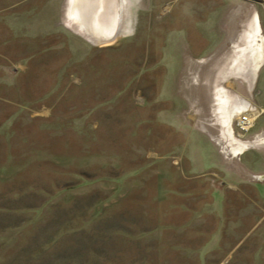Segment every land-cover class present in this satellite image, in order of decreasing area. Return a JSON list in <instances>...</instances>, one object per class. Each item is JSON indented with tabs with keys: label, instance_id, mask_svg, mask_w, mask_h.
Masks as SVG:
<instances>
[{
	"label": "rangeland",
	"instance_id": "obj_1",
	"mask_svg": "<svg viewBox=\"0 0 264 264\" xmlns=\"http://www.w3.org/2000/svg\"><path fill=\"white\" fill-rule=\"evenodd\" d=\"M65 3L61 17L54 14L55 30L40 37L37 48L27 49L25 42L6 47L17 57L8 68L21 61L27 69L17 76L22 94L4 90L0 100V264L60 262L67 254L80 260L87 251L88 264H100L99 253L112 248L140 255L144 242L163 234V216L183 221L195 210L202 217L206 207L225 221L250 224L261 218L253 193L241 199L248 215L230 205L240 199L237 193L224 202L226 189L217 183L230 178L224 171L216 169L218 178L207 176L210 188L179 175L193 173L183 161L206 156L211 146L197 128L205 123L217 132L224 129L220 103L228 111L229 94L242 89L241 73L249 75L255 67L249 38L256 26L258 44L264 43L253 21L258 12L264 32V0H118L114 36L102 42L73 22L72 0ZM52 6L58 9V2ZM40 16L34 20L39 25ZM24 22L20 18L16 27ZM9 37L3 31V39ZM260 50L263 60L262 45ZM246 62L252 65L247 72ZM263 72L252 97L247 94L258 109L264 106ZM197 86L213 104L212 115L198 117L199 107L192 106L191 87ZM236 105L229 112L232 134L221 143L230 159L247 145L233 122L254 106L240 100ZM263 124L264 113L244 136ZM164 171L174 186L161 183L158 173ZM175 189L189 196L157 201L162 191ZM183 205L190 211L184 213ZM262 220L259 234L264 213ZM125 232V239L119 237L125 241L114 242V235Z\"/></svg>",
	"mask_w": 264,
	"mask_h": 264
},
{
	"label": "crops",
	"instance_id": "obj_2",
	"mask_svg": "<svg viewBox=\"0 0 264 264\" xmlns=\"http://www.w3.org/2000/svg\"><path fill=\"white\" fill-rule=\"evenodd\" d=\"M55 1L58 2V9L52 6V3L54 4ZM65 5V0L0 1V100H3L4 90L12 94L15 92V89L16 91L18 89L20 94H22L20 88L17 87V76L23 75L27 69V64L21 61L14 63L16 66L14 70L8 68L7 64L15 62L14 60L17 57L13 55V51H7V45L9 43L18 42L20 44L25 42L27 49L37 48L39 46L40 37L50 36L55 30H53V24L56 22V19L53 20L54 14L58 12L60 18L62 12L65 10ZM36 12L37 14L35 17ZM41 12L43 14L42 23L39 25L34 20L41 19H37ZM20 18L25 20L22 29L16 27L20 24ZM253 21L257 23V29L264 41V32L259 14L253 16ZM255 28L252 27L251 36L249 38V42L252 46H248V50L256 52V59H260L258 66L255 61L254 66H257V70L254 76H251L249 69V75L246 73L247 67L251 68L252 65L247 66V62L244 63L246 75L243 74V71L240 75L241 79L239 80L240 85L243 86L239 92L235 90L233 94H229L228 111H226L225 102L223 100V97L227 98V94L224 93V95L220 97L223 100V102L220 103L221 111H223L225 115L223 122L225 125L224 129H219L217 132L215 128H209V125L207 126L205 123L197 128L201 133L206 136L208 135L211 146H208L209 148L205 152L206 156L194 155L191 160L185 158L186 160L183 161V164L186 165V168H191L193 173L186 175L182 172L179 176L191 182L193 180H201L204 185L210 188L207 176L218 178L220 172L216 171V169L218 168L224 171L230 178L225 182H221V180L217 181V183H219V188L223 186L226 189L227 194L224 202L227 203L230 193H237L240 199H238V202H235V204L231 203L230 205L235 206L236 212L240 211L241 215H248L247 207L241 205L243 203L241 199L247 196L246 194L253 193L255 195L254 204L261 218H258L255 222L250 224L244 223L241 219L237 221H225V219L216 218L215 215L217 213L210 207L204 209L202 217L200 216L201 211L198 212V210H195L194 212H188L183 221H175L172 217L168 221L164 219L163 216L160 221V223H163V225H161L163 229L162 231L159 230V232L163 234L160 237L156 236L157 238L154 239V242H151V240L147 243L144 242L142 254L138 255L134 251H120V249L112 248L110 253L106 251L99 253V255H101V260L104 261L100 264H264V225L262 226L261 234L257 231L258 227L263 222L262 217L264 213V124L259 130L250 133L248 136H244L247 145L243 146L244 149L237 159L226 158L224 146L221 144L227 135L229 136L232 134V128L230 127L231 121H229L230 108L232 107V109L235 110L234 107H237L236 103L238 100H240L241 104L246 102L254 105L248 99V95L252 97L254 86L259 80L260 72L264 69V59L262 60L260 55L261 45L264 49V43L258 44L259 37H257L258 35ZM3 31L8 32V36H10L9 40L3 39ZM254 39H256V41H254ZM191 92L193 99L192 106L195 107V105H197L199 107L198 117L207 115L209 112L212 115V112H214V109L212 110L213 104L210 106L207 102V93H205V89L200 86L196 88L191 87ZM8 96L9 95L6 97ZM260 110L263 111L260 114L262 115L264 113V106H261ZM1 125L0 130H3V126ZM181 143V148L186 147L185 142ZM242 157H244V160H242ZM250 167H255V172H251L249 170ZM158 174L160 175L161 183L167 182L173 185V181L169 180L167 173ZM246 176L256 178L257 181L254 184H250L246 181ZM118 189L119 188H117L115 192H117ZM158 193L161 194V191H158ZM174 194L183 195L186 193L185 190L182 191L180 189H175L174 193L162 191V196L157 201L161 203L163 198ZM183 196L188 197L189 195ZM182 208L184 213L187 212L185 210L190 211V208L185 205H183ZM177 218L179 219V214H177ZM148 222L150 223V221ZM171 232L174 233V236L170 235ZM126 233L127 232H125L123 236L114 235L113 237L116 239L114 242L125 241L119 237L125 239L127 236ZM141 238L142 237H139L137 239ZM133 240H135V238ZM151 243H155V245L152 246ZM154 247L155 249H153ZM57 253L58 252H54L47 257L44 256V259L53 258ZM87 253L88 251L83 253L80 260H73L71 255L67 254L66 257H63V261L58 262L55 260V262H47V260H44V262L39 264H88Z\"/></svg>",
	"mask_w": 264,
	"mask_h": 264
},
{
	"label": "bare ground",
	"instance_id": "obj_3",
	"mask_svg": "<svg viewBox=\"0 0 264 264\" xmlns=\"http://www.w3.org/2000/svg\"><path fill=\"white\" fill-rule=\"evenodd\" d=\"M98 4L101 8L96 11L94 9ZM118 4V0H72L70 13L75 24L78 23L83 31L92 36L97 42H102L114 36L113 32L116 28L115 24L118 21L119 13H117V10L120 8V4ZM110 23H112L111 26ZM259 60V58L255 60L257 66ZM257 66L250 70L252 77Z\"/></svg>",
	"mask_w": 264,
	"mask_h": 264
},
{
	"label": "built area",
	"instance_id": "obj_4",
	"mask_svg": "<svg viewBox=\"0 0 264 264\" xmlns=\"http://www.w3.org/2000/svg\"><path fill=\"white\" fill-rule=\"evenodd\" d=\"M253 108H244L233 122L234 133L237 137H244L245 133L253 126L256 118L263 112L262 110L252 106Z\"/></svg>",
	"mask_w": 264,
	"mask_h": 264
},
{
	"label": "flooded vegetation",
	"instance_id": "obj_5",
	"mask_svg": "<svg viewBox=\"0 0 264 264\" xmlns=\"http://www.w3.org/2000/svg\"><path fill=\"white\" fill-rule=\"evenodd\" d=\"M243 2H249V0H243ZM252 2H254L255 5L258 4V1H252ZM257 6H258V5H257ZM256 14H258V12H256Z\"/></svg>",
	"mask_w": 264,
	"mask_h": 264
}]
</instances>
